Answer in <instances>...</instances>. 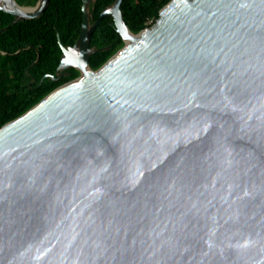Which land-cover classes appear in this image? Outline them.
<instances>
[{
  "label": "water",
  "instance_id": "95a60500",
  "mask_svg": "<svg viewBox=\"0 0 264 264\" xmlns=\"http://www.w3.org/2000/svg\"><path fill=\"white\" fill-rule=\"evenodd\" d=\"M94 1L37 85L78 75L0 127V264H264V0H169L137 33ZM104 17L123 44L93 70Z\"/></svg>",
  "mask_w": 264,
  "mask_h": 264
},
{
  "label": "trees",
  "instance_id": "16d2710c",
  "mask_svg": "<svg viewBox=\"0 0 264 264\" xmlns=\"http://www.w3.org/2000/svg\"><path fill=\"white\" fill-rule=\"evenodd\" d=\"M19 5L33 6L36 0H15ZM169 0H123L122 17L132 33L149 26L158 17L159 10ZM82 0H47L46 7L37 16L12 22L13 17L0 11V127L15 119L56 87L72 80L78 71L69 69L57 81L43 78L54 74L63 46L71 45L78 36L81 23ZM114 0H95L90 6L92 20ZM58 34V38L56 36ZM122 39L115 31L113 20L104 17L95 27L90 47L97 50L89 58L93 70L101 66L118 48ZM37 61L31 65L37 58ZM30 76L35 83L27 86Z\"/></svg>",
  "mask_w": 264,
  "mask_h": 264
},
{
  "label": "flooded vegetation",
  "instance_id": "af4514ba",
  "mask_svg": "<svg viewBox=\"0 0 264 264\" xmlns=\"http://www.w3.org/2000/svg\"><path fill=\"white\" fill-rule=\"evenodd\" d=\"M89 22L90 23H92L94 20H92V17H91V13H90V9H89ZM96 20V19H95ZM90 43V42H89ZM74 44V42L71 44V45H66V46H64V47H66V48H68V47H71L72 45ZM89 48H93V47H90V45H89ZM72 67H70V68H67V69H65V73L67 74L69 71V69H71ZM75 70V69H74ZM55 72V71H54ZM59 80V79H58ZM33 85V84H32Z\"/></svg>",
  "mask_w": 264,
  "mask_h": 264
},
{
  "label": "bare ground",
  "instance_id": "6f19581e",
  "mask_svg": "<svg viewBox=\"0 0 264 264\" xmlns=\"http://www.w3.org/2000/svg\"><path fill=\"white\" fill-rule=\"evenodd\" d=\"M131 37H132V35L128 33L127 36H125V40H126V42H127Z\"/></svg>",
  "mask_w": 264,
  "mask_h": 264
}]
</instances>
